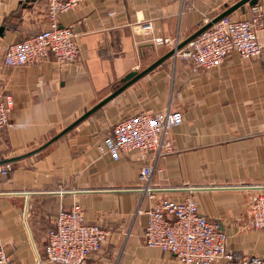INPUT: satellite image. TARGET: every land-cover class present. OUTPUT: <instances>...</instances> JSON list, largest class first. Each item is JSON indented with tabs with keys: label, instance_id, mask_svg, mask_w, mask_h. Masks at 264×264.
<instances>
[{
	"label": "crops",
	"instance_id": "crops-1",
	"mask_svg": "<svg viewBox=\"0 0 264 264\" xmlns=\"http://www.w3.org/2000/svg\"><path fill=\"white\" fill-rule=\"evenodd\" d=\"M238 1L90 0L59 16L60 26L78 38L73 63L58 66L48 58L32 66H0V93L13 101L0 131L1 162L11 163L9 174L0 175V247L14 264H54L44 253L47 231L74 201L87 222L109 230L91 256L97 264H178L145 245L146 217L136 214L139 195L131 190L142 166L138 155L114 160L99 148L121 117L166 108L183 120L169 130L174 151L154 175L158 197L180 201L192 194L199 211L225 230L235 258L264 256V230L247 227V203L264 187V28L257 32L258 57L233 52L220 66L197 72L168 57L40 150L126 76L171 50L154 39L178 37L183 44ZM257 5L264 7V0ZM250 7L229 16L249 18ZM47 19L43 0H0V54L37 35ZM59 188L67 192L60 195Z\"/></svg>",
	"mask_w": 264,
	"mask_h": 264
},
{
	"label": "built area",
	"instance_id": "built-area-1",
	"mask_svg": "<svg viewBox=\"0 0 264 264\" xmlns=\"http://www.w3.org/2000/svg\"><path fill=\"white\" fill-rule=\"evenodd\" d=\"M43 1L48 18L45 28L37 35L6 46L0 54V66L26 67L48 58L60 66L77 59L80 48L77 35L72 28L60 26L59 16L90 0ZM262 28L264 7L256 3L250 7L249 18L222 17L179 50H176L180 45L178 37L156 38L154 42L174 50V58L189 62L191 71L197 72L220 66L233 52L244 59L258 57L262 45L257 32ZM144 30L149 32V23ZM12 106L11 95L0 93V131L9 122ZM182 120L181 113L170 108L121 117L99 146L114 160L133 152L142 162L137 183L131 190L139 195L136 214L146 217L145 245L171 254L178 264H264V256L260 255L235 258L228 249L225 230L199 211L192 194L180 201L158 197L160 187L154 183V175L161 172L160 160L174 151L168 139L169 130ZM10 171L11 163L0 159V175L7 176ZM66 192L64 188L57 190L60 195ZM247 209V227L264 230V187L248 201ZM108 234L109 230L101 225L87 222L84 208L74 201L70 207L60 209L51 222L44 246L46 259L54 264H97L91 256L101 250ZM0 264H14L3 247Z\"/></svg>",
	"mask_w": 264,
	"mask_h": 264
},
{
	"label": "water",
	"instance_id": "water-1",
	"mask_svg": "<svg viewBox=\"0 0 264 264\" xmlns=\"http://www.w3.org/2000/svg\"><path fill=\"white\" fill-rule=\"evenodd\" d=\"M258 0H240L236 2L234 5H232L230 8L225 10L223 13L220 15L216 16L213 18L211 21L207 22L204 26H202L193 36H191L185 43L180 44L176 50H179L183 48L188 42L193 40L195 37H197L200 33L211 27V25L215 22H217L219 19L222 17L228 16L231 12L234 10H237L241 8L243 5L248 4L249 6H254ZM174 50H170L165 56L162 58L158 59L156 62L151 64L148 68L144 69L143 71L139 73H131L128 76H126V79L124 80L123 84L119 86L117 89H115L112 93H110L107 97H105L103 100L98 102L95 106H93L91 109L86 111L81 117H79L77 120H75L72 124L68 125L66 128H64L60 133H58L54 138H52L49 142H47L40 150L51 144L52 142L56 141L63 135H65L67 132L72 130L74 127H76L80 122L85 120L88 116H90L93 112L104 106L106 103L111 101L113 98H115L120 92H122L124 89H126L129 85H131L134 81H136L138 78L142 77L149 71H151L153 68H155L157 65H159L163 60H165L168 57L173 56ZM37 151L31 152L30 154L36 153ZM9 163V162H8Z\"/></svg>",
	"mask_w": 264,
	"mask_h": 264
}]
</instances>
